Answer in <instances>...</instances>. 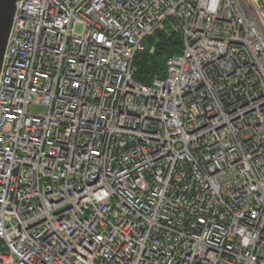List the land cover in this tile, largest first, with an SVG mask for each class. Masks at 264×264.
<instances>
[{
	"label": "built area",
	"instance_id": "obj_1",
	"mask_svg": "<svg viewBox=\"0 0 264 264\" xmlns=\"http://www.w3.org/2000/svg\"><path fill=\"white\" fill-rule=\"evenodd\" d=\"M165 29L182 54L141 85ZM0 264H264V0H20Z\"/></svg>",
	"mask_w": 264,
	"mask_h": 264
},
{
	"label": "trees",
	"instance_id": "obj_2",
	"mask_svg": "<svg viewBox=\"0 0 264 264\" xmlns=\"http://www.w3.org/2000/svg\"><path fill=\"white\" fill-rule=\"evenodd\" d=\"M183 37L181 33L168 29L156 30L144 41V50L139 52L133 62L135 80L149 86L156 78L166 77L167 62L182 54Z\"/></svg>",
	"mask_w": 264,
	"mask_h": 264
},
{
	"label": "water",
	"instance_id": "obj_3",
	"mask_svg": "<svg viewBox=\"0 0 264 264\" xmlns=\"http://www.w3.org/2000/svg\"><path fill=\"white\" fill-rule=\"evenodd\" d=\"M19 1L0 0V74Z\"/></svg>",
	"mask_w": 264,
	"mask_h": 264
}]
</instances>
